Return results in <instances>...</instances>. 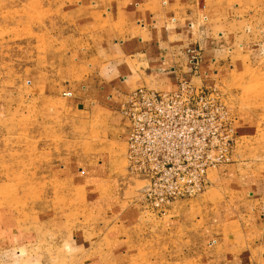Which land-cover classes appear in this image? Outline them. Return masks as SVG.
<instances>
[{
  "label": "rangeland",
  "instance_id": "obj_1",
  "mask_svg": "<svg viewBox=\"0 0 264 264\" xmlns=\"http://www.w3.org/2000/svg\"><path fill=\"white\" fill-rule=\"evenodd\" d=\"M138 1L0 0V248L23 231L19 227L32 224L40 211L74 203L63 190L64 182L53 175L60 160L99 151L109 143L100 132H86L82 117H77V103L65 96L75 87L63 85L76 78L73 84L81 86L78 81L88 76L78 72L87 65L84 52L92 23L97 28V20L105 19L113 4ZM190 1L200 10L209 5L226 14L219 29L218 75L207 79L221 87L236 118L237 153L233 166L211 171L207 189L189 200L201 206V216L192 221L220 224L219 232L226 233L236 231L247 204L264 200V0ZM125 93H120L119 104ZM114 111L118 123L128 127L120 105ZM88 139L93 149L86 150ZM110 145V151L118 147L115 142ZM119 148L126 156L127 145ZM250 191L256 197L251 199ZM174 210L160 217L141 206L138 213L141 221L155 223ZM145 231L146 253L131 264H213L205 259L214 243L211 229L188 230L187 236H173L172 244L159 233L157 242L164 241L160 245Z\"/></svg>",
  "mask_w": 264,
  "mask_h": 264
},
{
  "label": "crops",
  "instance_id": "obj_2",
  "mask_svg": "<svg viewBox=\"0 0 264 264\" xmlns=\"http://www.w3.org/2000/svg\"><path fill=\"white\" fill-rule=\"evenodd\" d=\"M198 5L190 0L113 4L105 19L97 20V28L92 23L84 52L87 65L83 63L82 73L78 72L88 76L78 81L81 86L73 84L76 78H69L63 87L75 88L63 95L77 103V117H82L86 132H100L109 143L56 164L53 175L64 182L63 190L74 203L42 210L32 217V224L19 227L23 231L0 248V264H131L146 253L147 229L150 238L156 237L155 244L159 233L166 244H172L173 236H187L188 230L211 229L214 243L209 244L205 259L213 264H264V200L247 204L235 223L236 231L226 233L219 232L220 224L192 221L191 217L201 216V206L189 200L174 202L171 208L177 211L164 221L143 222L138 197L146 181L127 172L125 153L119 148L126 149L129 132L115 116L120 93L139 88L175 91L181 77L193 74V53L200 59L198 76L218 75L219 29L226 14H220L219 7L206 5L200 10ZM114 142L118 147L110 151ZM91 146L94 142L88 139L86 150ZM225 166L233 163L219 169ZM256 195L250 191L251 199Z\"/></svg>",
  "mask_w": 264,
  "mask_h": 264
},
{
  "label": "built area",
  "instance_id": "obj_3",
  "mask_svg": "<svg viewBox=\"0 0 264 264\" xmlns=\"http://www.w3.org/2000/svg\"><path fill=\"white\" fill-rule=\"evenodd\" d=\"M199 63L193 53L192 76L181 77L173 92L139 88L122 95L120 114L129 128L126 170L146 181L139 202L155 216H165L176 201L198 197L210 172L236 157V118L221 87L197 75Z\"/></svg>",
  "mask_w": 264,
  "mask_h": 264
}]
</instances>
